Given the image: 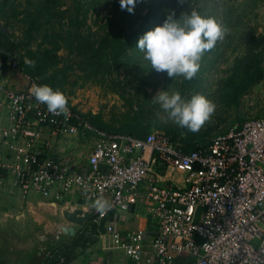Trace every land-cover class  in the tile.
<instances>
[{
    "label": "built area",
    "instance_id": "obj_1",
    "mask_svg": "<svg viewBox=\"0 0 264 264\" xmlns=\"http://www.w3.org/2000/svg\"><path fill=\"white\" fill-rule=\"evenodd\" d=\"M36 85L0 83V110H7L6 125L0 118V186L11 176L24 194L106 199L112 207L94 209L96 225L131 211L150 218L152 234L105 226L132 264H264V115L185 151L159 132L139 139L97 130L68 103L67 112L50 113L31 94ZM69 135L95 137L87 164L54 155L55 143ZM179 174L183 187L175 183Z\"/></svg>",
    "mask_w": 264,
    "mask_h": 264
},
{
    "label": "rangeland",
    "instance_id": "obj_2",
    "mask_svg": "<svg viewBox=\"0 0 264 264\" xmlns=\"http://www.w3.org/2000/svg\"><path fill=\"white\" fill-rule=\"evenodd\" d=\"M192 10L221 22L228 29L224 39L203 55L191 80L150 69L136 48L138 39L169 12L178 18ZM118 21L125 48L106 69L98 63L97 48ZM13 72L59 89L73 110L105 132H159L183 148H197L235 123L264 115V0H136L132 12L122 9L119 0H7L0 12V77ZM160 90L179 91L184 98L203 94L215 111L199 131H188L153 101ZM85 141L88 150L95 137ZM73 151L62 145L54 154L65 157ZM64 211L61 219L76 226L64 218ZM86 224L87 230L76 227L89 246L99 232L94 219ZM7 242L13 251L2 246L0 253L7 249L4 254L14 257L16 237Z\"/></svg>",
    "mask_w": 264,
    "mask_h": 264
},
{
    "label": "crops",
    "instance_id": "obj_3",
    "mask_svg": "<svg viewBox=\"0 0 264 264\" xmlns=\"http://www.w3.org/2000/svg\"><path fill=\"white\" fill-rule=\"evenodd\" d=\"M0 83L8 88L21 90L28 85V78L20 72H13L8 76L0 77ZM0 118L2 125H6V109L0 110ZM67 137L66 142L55 143L54 151L66 145L70 150H74L73 153L67 154L74 162L87 164L88 154L95 143L92 141V147L86 150L84 145L87 144L84 143L86 139L81 140L72 135ZM86 151L88 153L85 155ZM183 177L184 174L174 177L179 187L184 185ZM76 209L86 211L95 208L93 204L82 202L75 194L67 196L63 202H58L53 196L43 197L36 191L24 194L15 186L11 176L5 177L0 186V247L11 246L7 242L9 236H15L16 243L13 244L14 257H8L7 249H5L6 254L0 253V264H47L53 251L72 242L82 232L76 226L64 222L60 217L63 210ZM58 222H63L62 226L73 227L75 234L72 236L61 233L62 227L57 225ZM107 224H114L122 234L127 230L138 229L145 230L146 234H152L153 224L148 217L133 211L109 214L100 225H97L99 234L95 235L92 243L78 251L77 258L70 264H132L121 250L114 249L110 235L105 233ZM84 227L86 230L89 228L88 224ZM81 235L85 234L82 232ZM12 251L13 247L10 252Z\"/></svg>",
    "mask_w": 264,
    "mask_h": 264
},
{
    "label": "clouds",
    "instance_id": "obj_4",
    "mask_svg": "<svg viewBox=\"0 0 264 264\" xmlns=\"http://www.w3.org/2000/svg\"><path fill=\"white\" fill-rule=\"evenodd\" d=\"M121 8L133 11L136 0H119ZM228 29L215 17L192 10L178 18L169 12L161 24L147 30L136 48L143 54L150 69L166 73L168 77L191 80L200 68L203 55L223 40ZM36 101L46 105L53 114L67 112V97L59 89L36 85L31 89ZM159 104L167 118L181 128L197 132L215 111V104L200 93L184 98L179 91L160 90L152 98ZM93 207L103 212L112 207L106 199H96Z\"/></svg>",
    "mask_w": 264,
    "mask_h": 264
},
{
    "label": "trees",
    "instance_id": "obj_5",
    "mask_svg": "<svg viewBox=\"0 0 264 264\" xmlns=\"http://www.w3.org/2000/svg\"><path fill=\"white\" fill-rule=\"evenodd\" d=\"M50 1H53V0H50ZM5 2H7V0ZM5 2L0 1V12L3 9ZM91 47H93V46L91 45ZM124 48H125V40H124L123 33H122V25H121V21H118L115 24H113V26L110 29L109 34L102 39V41L100 42V44L97 48V52L99 51L101 53L100 58L98 60V63H101L103 66H106V69L110 68L112 66V64L120 56H122ZM77 114L82 118V120H84L85 122L90 124V122L87 120V118L85 116H83L79 113H77ZM243 122H245V121H243ZM243 122H239V123H243ZM76 125H79V124L76 123ZM94 128H96V127H94ZM96 129L103 131L99 128H96ZM103 132H105V131H103ZM106 133L130 135V136H133V137L139 138V139H145L150 134V132H149V133H146L144 135H141L138 132L132 131V129H128L124 133H122V132L121 133L120 132H106ZM170 139L172 142L176 143L174 138L173 139L170 138ZM208 144H205L203 146H199L197 148L204 147ZM197 148H192V149L194 150ZM192 149L184 148L185 151H189ZM88 242H89V240L85 239V237L80 234V236L75 237L72 242L65 244V245L57 248L55 251H53L52 255L48 258L47 264H70L73 260H75L77 258V254H78L77 252L80 249L85 248L87 246Z\"/></svg>",
    "mask_w": 264,
    "mask_h": 264
},
{
    "label": "water",
    "instance_id": "obj_6",
    "mask_svg": "<svg viewBox=\"0 0 264 264\" xmlns=\"http://www.w3.org/2000/svg\"><path fill=\"white\" fill-rule=\"evenodd\" d=\"M95 213L96 212L94 209L86 210V211L81 209H76V210L64 211L63 216L69 223L82 227L95 216ZM62 230H64L65 232L69 233L72 236L75 234V229L73 227L62 226Z\"/></svg>",
    "mask_w": 264,
    "mask_h": 264
}]
</instances>
